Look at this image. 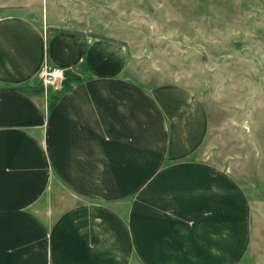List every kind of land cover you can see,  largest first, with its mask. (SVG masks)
Segmentation results:
<instances>
[{
  "label": "crops",
  "instance_id": "obj_1",
  "mask_svg": "<svg viewBox=\"0 0 264 264\" xmlns=\"http://www.w3.org/2000/svg\"><path fill=\"white\" fill-rule=\"evenodd\" d=\"M120 1L45 0L41 21L0 16V264L244 259L248 199L194 156L202 102L158 79L142 58L154 18L142 0ZM112 35L140 40L102 38ZM44 67L62 69L55 88Z\"/></svg>",
  "mask_w": 264,
  "mask_h": 264
},
{
  "label": "rangeland",
  "instance_id": "obj_2",
  "mask_svg": "<svg viewBox=\"0 0 264 264\" xmlns=\"http://www.w3.org/2000/svg\"><path fill=\"white\" fill-rule=\"evenodd\" d=\"M44 3L0 0V16L21 11L41 21ZM143 11L154 19L142 24V58L162 72L158 79L193 89L205 109L206 134L194 156L226 170L250 204L240 264H264V0H142Z\"/></svg>",
  "mask_w": 264,
  "mask_h": 264
},
{
  "label": "built area",
  "instance_id": "obj_3",
  "mask_svg": "<svg viewBox=\"0 0 264 264\" xmlns=\"http://www.w3.org/2000/svg\"><path fill=\"white\" fill-rule=\"evenodd\" d=\"M62 73H63L62 69L44 67L40 75L43 86L44 87L51 86L55 88L56 81L58 78L62 76Z\"/></svg>",
  "mask_w": 264,
  "mask_h": 264
}]
</instances>
